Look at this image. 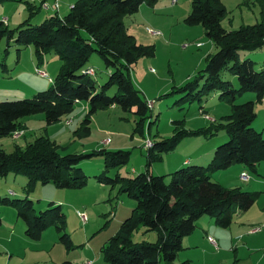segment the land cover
I'll list each match as a JSON object with an SVG mask.
<instances>
[{
	"label": "trees",
	"instance_id": "1",
	"mask_svg": "<svg viewBox=\"0 0 264 264\" xmlns=\"http://www.w3.org/2000/svg\"><path fill=\"white\" fill-rule=\"evenodd\" d=\"M5 1L0 0V4ZM155 1L77 0L66 15L54 14L39 23L32 21L38 7L29 2L30 14L17 27L10 28L0 20V42L6 40L5 53L12 45L18 50L33 46L39 61H43L51 51H56L63 61L50 88L37 92L31 98L0 102V136L22 130L24 124L21 119L32 114L43 113L48 125L55 124L71 114L79 101L90 104L80 128L84 133H90V117L97 110L118 106L137 116L134 131L144 135V123L150 117L151 108L134 84L130 67L142 56L155 55V46L139 43L127 31L123 18L137 13L143 4L152 5ZM223 1L192 0L191 11L184 19L188 25H202L217 51L208 56L206 67L196 78L178 88L184 92L180 99L183 102L201 100L217 89L222 90V95L232 94L234 97L236 93L254 91L258 101L264 98V67L256 69L255 61L250 57L240 59V51L264 47V7L261 21L228 30L221 24L227 14ZM95 52L111 70L108 80L99 89L85 72ZM225 68L238 76V89L232 88L230 81L222 79L221 72ZM113 86L118 91L109 95L107 92ZM255 117L254 101L233 104L230 114L219 121H212V126L205 130L210 136L225 131L229 140L216 146L208 164L184 165L171 173L169 182L165 175L151 173L150 167L164 153L173 151L184 136L193 134L186 129H177L171 137L153 142L147 149L146 171L133 177L118 173L114 177L103 173L96 175L99 182L118 187L120 194H126L137 203L117 233L101 247L105 261L109 264H162L164 260L167 264H192L189 259L179 263H175V259L183 249V239L195 230L198 219L204 215L215 216L216 224L227 228L234 220L233 204L240 211L249 210L261 193L244 190L240 186L226 187L213 180L212 173L237 164L257 173L258 164L264 161V134L252 126ZM176 123L182 125L183 121ZM98 155L104 157L105 167L109 170L127 165L132 152L102 148L89 153L62 155L56 142L42 135L25 148L17 146L13 152L0 148V177L10 172L25 175L31 189L37 182L54 183L61 188H83L88 179L78 164ZM3 201L23 202L19 216L25 220L26 233L31 238L39 239L50 224H55L59 232H64L60 241L68 248L72 247L65 232L62 205L51 202L49 208L31 217L32 200L4 198ZM141 225L157 232L155 242H133V232Z\"/></svg>",
	"mask_w": 264,
	"mask_h": 264
},
{
	"label": "rangeland",
	"instance_id": "2",
	"mask_svg": "<svg viewBox=\"0 0 264 264\" xmlns=\"http://www.w3.org/2000/svg\"><path fill=\"white\" fill-rule=\"evenodd\" d=\"M223 3L227 14L221 20V24L228 30L254 24L262 19L264 0H224ZM21 6L22 8L16 4L4 6L1 13L10 19V28L17 27L24 21L26 15L29 16L28 7ZM191 6L192 0H156L152 5L143 4L137 13L123 18L127 31L134 35L139 43L155 46V55L142 56L130 67L134 84L144 98L154 102V108L149 111L150 117L144 123V135L134 131L137 116L118 106H107L97 110L90 117V133H84L80 128L83 126L90 104L88 101H79L75 103L71 114L65 115L55 124L48 125L43 113L32 114L21 119L24 128L19 131L26 135L0 136V148L7 152H13L17 146L25 148L28 143L42 135L53 139L58 152L62 155L89 153L102 148L132 152L127 165L109 170L105 167V159L102 155L81 160L78 166L83 169L88 179L87 185L83 188H61L54 183L37 182L31 189L27 185L28 178L25 175L10 172L0 177V264H7L6 262L9 261L10 264L78 263L86 250L95 257V263L91 260L92 264H109L104 259L101 247L117 233L121 223L130 216L137 203L126 194H120L118 187L112 188L99 182L96 175L103 173L114 177L118 173L121 176L133 177L146 171L148 150L144 146L148 137L155 142L171 137L177 129H186L193 133L184 136L173 151L164 153L160 159L154 160L150 167L151 173L165 175L166 181L169 182L171 173L182 166L180 163L186 157L204 153L212 142L218 146L229 140L225 131H220L214 136L205 132L212 126V121L205 117V113L219 121L232 112L233 104L253 100L256 117L252 126L264 134V102L257 100L254 91L236 93L234 97L232 94L222 95V90L217 89L201 100L191 102L180 100L184 92L178 91V88L190 79L196 78L206 67L208 56L217 51V47L207 36L202 25L185 23L184 19L190 13ZM67 12L68 10L63 7L62 13ZM46 16L49 15L42 12L32 21L39 23ZM151 29L162 34L155 35ZM5 48L6 40L3 39L0 42V102L31 98L37 92L53 85L63 64L56 51H51L43 61H39L33 46L20 47L18 50V47L12 45L8 53H5ZM246 57L255 61L256 69L264 67V47L253 51H240V59ZM37 67L46 71L47 76L37 73ZM87 67H92L96 71L91 77L99 89L108 80L111 70L106 67L97 52L91 56ZM221 77L225 81H230L232 88H239L238 76L227 68L221 72ZM117 91V87L113 86L107 93L114 95ZM201 110L206 112L203 113ZM68 120L71 122L67 123ZM181 120L183 124L178 125L176 122ZM108 138L111 141L105 144L104 141ZM248 173L256 179L245 181L242 178L240 181L239 178L227 185L240 186L248 191H260L261 196L247 211H240L236 204H233L231 210L234 220L230 227L224 228L216 224L215 216L204 215L198 219L196 227L203 232L201 227L206 226L205 238L208 233L217 240L219 247L212 246L207 241V244L199 243L198 251L193 252L189 249L194 258L192 264L202 262L257 264L261 257L259 264H264L262 233L253 235L246 232L245 234L249 233V235L243 240L238 241L236 238L241 232L249 231L253 226H263L262 230H264V161L258 174L251 171ZM241 174L238 172V177ZM4 198L12 201L25 198L32 200L31 217L49 208L51 202L62 205L66 220L65 232L70 237L72 247L68 248L60 241V236L64 232H59L55 224H50L39 239L31 238L26 233L25 220L19 216L23 202L21 204L4 202ZM78 210L87 215L86 223L78 215ZM240 214L244 216L238 219ZM210 222L214 224L212 230L207 229ZM215 227L216 232L213 231ZM198 232L195 236L199 234ZM132 240L135 243L155 242L157 232L141 225L133 232ZM201 256L206 259H195ZM180 261L183 259L177 256L175 263ZM162 264L167 263L163 260Z\"/></svg>",
	"mask_w": 264,
	"mask_h": 264
},
{
	"label": "crops",
	"instance_id": "3",
	"mask_svg": "<svg viewBox=\"0 0 264 264\" xmlns=\"http://www.w3.org/2000/svg\"><path fill=\"white\" fill-rule=\"evenodd\" d=\"M44 1H46L48 3V7L42 6V3ZM76 1L77 0H58V7H56V5H55L56 0H7L4 3L0 4V18H1L0 20H3L4 18H7L6 24L9 26L10 23H11L10 22V19L8 17H5L4 15H2L3 13H1L3 11V9H4V6H6V5L16 4L17 6H19L20 8H22L21 5H24L23 7H25V6L28 7V3L30 2V3L35 4L38 7V9H37L38 10V14L35 13L34 16H33V18H35V17L38 18L42 12H45V15L51 16V15H54V14H58L60 17H62L64 15H66L70 11L71 5L74 4ZM63 7H65L68 10V12L66 14L62 13ZM49 16H46L44 19H46ZM27 17H28V15H26V17H24V20ZM250 100H252V99H250ZM153 108H154V105H153ZM23 135H26V134L23 133ZM216 146L217 145H214V142H212L210 144V146L205 150L204 153H202V154H196V155H193V156H188L180 164H182V166L187 165V164H202V165L208 164L210 162V160L212 159V157H213L214 150H215ZM182 166H180V167H182ZM261 166H262V162H260L258 164V166H257V173H254V174H258V171L261 169ZM180 167H178V168H180ZM248 171H250V170L247 167H245L244 165L237 164V165H233V166H231V167H229L227 169H223V170H219V171L213 172L212 173V178H213V180L218 181V182H220L221 184H223V185H225L227 187H231L230 185H227V183L232 182V181H236L239 178H240L239 180L242 181V177H241L242 174L240 175V177H238V175H237L238 172L243 173V172H248ZM251 179L254 180L256 178H253L252 176H250V178L248 180H245V181H250ZM8 193L10 194V192H8ZM14 194H15V192H14ZM243 216H244V214H240L238 216V219L242 218ZM263 220H264V218H263ZM201 226H202V224H201ZM205 227L204 226L201 227V229L203 230V232H201V230H199V228L196 227L195 230L191 234L187 235L183 239V249H181L179 251L178 255H177L179 258L181 257V259H183V260L184 259H189L190 261H194V258L191 256L192 251L193 252L194 251H198L199 250V246L202 243L207 244V241H209L208 236H211V235H209L207 233L206 234V237L207 238H205L204 232L207 231V230H205L206 229ZM212 228H214V224H212V222H210V225L207 226V229L212 230ZM216 229L217 228L215 227V229L213 231L216 232L217 231ZM197 231H199L198 232L199 234H197V236H195L196 233H197ZM246 232H249L250 233V230L249 231H245V232H241L238 235V237H236L238 239V241H239V239H242L243 240L245 237H247V235H249V233L248 234H245ZM259 233H262V236L264 238V230H261L258 233H251V234H253V235L256 234L257 235ZM211 245L213 246L212 243H211ZM193 247H196V248L195 249H192ZM189 249H191L192 251L189 250ZM202 258H205V257L204 256H201V257H198V258L195 257L196 260H199V259H202ZM97 259H101V257L100 258L97 257ZM85 260L86 261L93 260L94 263H95V257L92 256V253L89 250H86V253L83 255L82 258H80L78 260V263H71V264H82L83 261H85ZM261 260H262V257L257 261V264H259ZM6 263L7 264H10L11 261L6 262ZM201 264H206V262H202Z\"/></svg>",
	"mask_w": 264,
	"mask_h": 264
},
{
	"label": "built area",
	"instance_id": "4",
	"mask_svg": "<svg viewBox=\"0 0 264 264\" xmlns=\"http://www.w3.org/2000/svg\"><path fill=\"white\" fill-rule=\"evenodd\" d=\"M55 5H56V7H58V0H56ZM42 6H44V7H48V3H47V2H43ZM3 22L6 23V22H7V18H4V19H3ZM151 32L154 33L155 35H161V34H162L160 31H155V30L153 31L152 29H151ZM36 72L39 73V74H41L42 76H47V72L44 71V70H42V69H40L39 67L36 68ZM85 72H86L88 75H90V76H94V75L96 74V71H95L94 68H92V67L87 68V69L85 70ZM262 101L264 102V98H263ZM148 104H149L150 108H153V105H154V102H153V101H151V102L148 101ZM205 117H206L207 119H210L211 121H214V119H212L211 117H209V116L207 115V113H205ZM70 122H71V120H68V121H67V123H70ZM12 135H13L14 137H19V136H22L23 133H22L21 131L17 130V131H15V132H13ZM110 141H111V140L108 138V139H106V140L104 141V143H105V144H108ZM152 145H153V141H152L151 138L148 137V138L146 139V144H145L144 147H145L146 149H149ZM241 177H242L243 179H245V180H248V179L250 178V174H249L248 172H243L242 175H241ZM10 193H13V192H10ZM78 215L81 217L82 221H83L84 223H86V221H87V215H86L85 213H83L82 211H80V210H78ZM262 227H263V226H253V227L250 229V233H258V232H260V231L262 230ZM208 239H209V241H210L215 247H217V248L219 247V246H218V242H217V240H216L215 238H213L212 236H208ZM82 264H92V261L89 260V261H86V262H84V263H82Z\"/></svg>",
	"mask_w": 264,
	"mask_h": 264
}]
</instances>
